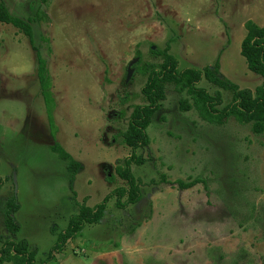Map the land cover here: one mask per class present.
I'll return each mask as SVG.
<instances>
[{
	"label": "rangeland",
	"instance_id": "rangeland-1",
	"mask_svg": "<svg viewBox=\"0 0 264 264\" xmlns=\"http://www.w3.org/2000/svg\"><path fill=\"white\" fill-rule=\"evenodd\" d=\"M4 1L34 38L0 21V248L8 238L26 240L36 264L79 205L128 186L117 173L132 154L122 133L134 107L147 103L144 69L163 61L156 50L168 47L180 69L219 61L240 88L263 82L241 45L249 20L264 26V0ZM200 86L220 90L223 106L231 100L207 80ZM182 98L190 96L167 88L150 143L137 150L140 202L119 209L112 198L103 220L51 264H264V136L235 118L216 125L194 108L182 111ZM54 143L81 163L73 185ZM178 180L198 181L184 189ZM13 196L15 235L4 223Z\"/></svg>",
	"mask_w": 264,
	"mask_h": 264
},
{
	"label": "trees",
	"instance_id": "trees-1",
	"mask_svg": "<svg viewBox=\"0 0 264 264\" xmlns=\"http://www.w3.org/2000/svg\"><path fill=\"white\" fill-rule=\"evenodd\" d=\"M46 1V0H43ZM0 21L11 24L29 37L33 43L34 32L29 21L14 16L4 0H0ZM247 34L241 45V53L245 57L248 68L263 78V82L255 90L240 88L221 72L219 61L203 69L187 67L180 69L179 60L169 52V48L156 50L155 53L163 57L160 65L148 64L144 71L148 73L147 81L142 87L146 99L145 104L136 105L129 117L127 129L122 133L123 142L132 149V154L124 161L125 166H118L117 173L126 180L128 186H120L107 194L104 199L93 207L86 204L79 205L78 211L69 217L68 225L58 233L56 242L50 248L46 258L40 264H51L63 259L68 244L77 239L89 224L100 223L108 211V202L116 199L119 209H126L135 205L142 199L140 181L132 171V164L141 165L142 156L137 150L150 143L148 128L153 116L161 109L166 99V90L172 87L176 92H186L190 99L180 100V109L189 111L196 109L200 117L211 124L223 125L230 118H235L241 124H250L255 134L264 136V26L249 20L246 23ZM39 56V53H38ZM38 75L41 87H45V77L39 56ZM203 80L231 93V100L223 106V95L220 90L211 94L206 88L200 86ZM51 103V102H50ZM49 114L50 121H53ZM53 125V135L56 128ZM52 150L66 162L70 173V184L73 185L81 168V163L67 152L59 143L51 146ZM198 180L186 183L178 180L181 188L194 186ZM4 184L0 176V189ZM20 203L15 196L6 201L4 223L8 231L15 235L20 230V223L16 213ZM37 251L32 249L26 240L8 238L0 248V264L12 262L13 264H36Z\"/></svg>",
	"mask_w": 264,
	"mask_h": 264
},
{
	"label": "water",
	"instance_id": "water-1",
	"mask_svg": "<svg viewBox=\"0 0 264 264\" xmlns=\"http://www.w3.org/2000/svg\"><path fill=\"white\" fill-rule=\"evenodd\" d=\"M138 58H136L135 60H132L130 62L129 68H128V74H127V80L131 77L132 73H133V68L132 65L134 64V62L137 60Z\"/></svg>",
	"mask_w": 264,
	"mask_h": 264
}]
</instances>
